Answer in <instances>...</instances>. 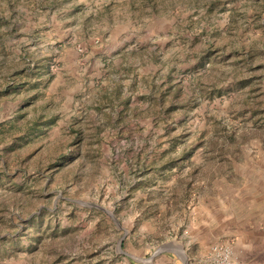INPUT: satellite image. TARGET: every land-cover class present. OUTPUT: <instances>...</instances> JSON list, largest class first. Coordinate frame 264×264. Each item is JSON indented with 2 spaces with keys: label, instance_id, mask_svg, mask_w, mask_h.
Masks as SVG:
<instances>
[{
  "label": "rangeland",
  "instance_id": "obj_1",
  "mask_svg": "<svg viewBox=\"0 0 264 264\" xmlns=\"http://www.w3.org/2000/svg\"><path fill=\"white\" fill-rule=\"evenodd\" d=\"M4 89L0 264H155L264 175V0H0Z\"/></svg>",
  "mask_w": 264,
  "mask_h": 264
},
{
  "label": "crops",
  "instance_id": "obj_2",
  "mask_svg": "<svg viewBox=\"0 0 264 264\" xmlns=\"http://www.w3.org/2000/svg\"><path fill=\"white\" fill-rule=\"evenodd\" d=\"M259 173L262 172L258 170L257 174ZM259 177L260 180L255 185L248 184L236 189L224 182L226 188L219 187L216 192H205L206 201L197 193L195 202L191 203L192 207L190 205L186 213L191 218V225L182 221L187 227L186 231L174 237L177 244L173 248L164 249L158 255L160 258H156L158 261L155 264H217L206 250V244H222V237L226 236H234L233 245L243 247L252 259L262 260L260 253H264V175ZM211 184L213 186V181ZM230 189L234 196L227 203L225 190ZM178 209L179 212L186 211L183 204L177 203L176 208H171V212L177 213ZM224 243L229 245L228 241Z\"/></svg>",
  "mask_w": 264,
  "mask_h": 264
},
{
  "label": "built area",
  "instance_id": "obj_3",
  "mask_svg": "<svg viewBox=\"0 0 264 264\" xmlns=\"http://www.w3.org/2000/svg\"><path fill=\"white\" fill-rule=\"evenodd\" d=\"M207 251L213 256L217 264H258L238 258L233 250L223 243L210 244L207 246Z\"/></svg>",
  "mask_w": 264,
  "mask_h": 264
},
{
  "label": "trees",
  "instance_id": "obj_4",
  "mask_svg": "<svg viewBox=\"0 0 264 264\" xmlns=\"http://www.w3.org/2000/svg\"><path fill=\"white\" fill-rule=\"evenodd\" d=\"M147 1H152V0H147ZM7 91L8 90H6V89L0 90V97H2L3 95H6ZM52 123H54V118H50L49 120H45L43 122H35V123L33 122V123H31L28 126V128H27V136L25 137V134H23L22 136H18L17 137L18 141H13L10 149L13 148L14 146L22 145L28 139H30L32 135H38V134L44 133L45 129L50 127V125ZM0 126L3 127L4 124L0 125ZM7 127H14V123L11 122V124H9V126H7Z\"/></svg>",
  "mask_w": 264,
  "mask_h": 264
}]
</instances>
